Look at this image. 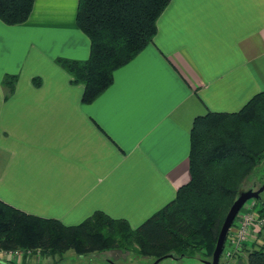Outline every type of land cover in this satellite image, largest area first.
<instances>
[{"label": "crops", "instance_id": "1", "mask_svg": "<svg viewBox=\"0 0 264 264\" xmlns=\"http://www.w3.org/2000/svg\"><path fill=\"white\" fill-rule=\"evenodd\" d=\"M77 4L34 0L25 22L0 20V200L66 226L99 210L135 228L189 181L194 118L264 91V0H170L91 103L55 62L89 55ZM4 74L17 76L9 97ZM248 248L229 264H247Z\"/></svg>", "mask_w": 264, "mask_h": 264}, {"label": "trees", "instance_id": "2", "mask_svg": "<svg viewBox=\"0 0 264 264\" xmlns=\"http://www.w3.org/2000/svg\"><path fill=\"white\" fill-rule=\"evenodd\" d=\"M169 1L78 0L75 22L90 41L89 55L84 60L57 57L55 62L71 75L73 83L83 85L82 103L94 101L111 85L114 71L152 41L156 21ZM33 3L0 0V20L7 25L25 22ZM16 80L15 74L3 75L5 97L14 91ZM33 82L40 83L38 78ZM263 160L261 91L236 112L209 111L194 118L189 181L137 227L99 210L77 225L66 226L0 200V250L31 249L42 258L52 259L67 250L89 254L123 248L153 260L165 254L179 257L199 251L209 260L229 207L243 190L246 178ZM256 202L264 213V201ZM246 253L247 264H264V245L249 247Z\"/></svg>", "mask_w": 264, "mask_h": 264}, {"label": "built area", "instance_id": "3", "mask_svg": "<svg viewBox=\"0 0 264 264\" xmlns=\"http://www.w3.org/2000/svg\"><path fill=\"white\" fill-rule=\"evenodd\" d=\"M257 200L246 201L236 215V223L229 229L218 264L229 261L245 247L264 245V213L258 209ZM35 252L31 249H2L0 256L4 261L22 264L33 260ZM36 253H39L36 251ZM36 262L39 257L37 256Z\"/></svg>", "mask_w": 264, "mask_h": 264}, {"label": "rangeland", "instance_id": "4", "mask_svg": "<svg viewBox=\"0 0 264 264\" xmlns=\"http://www.w3.org/2000/svg\"><path fill=\"white\" fill-rule=\"evenodd\" d=\"M264 180V164L260 163L255 167L253 172L246 178L244 185L250 182H263ZM261 185V184H260ZM258 185L257 187H259ZM256 187V188H257ZM261 199L264 200V190L260 193ZM252 199L248 200L251 201ZM236 223V221H235ZM35 252V251H34ZM39 260L37 264H151L154 260L151 257H143L136 252L128 249H115L102 252H93L89 254H76L73 250H67L64 254L56 255L54 258H42L40 253L33 254L34 259ZM0 259L3 260L0 256ZM55 259V260H54ZM201 252L196 251L190 256H173L160 260L157 264H205ZM28 263V262H27ZM244 264V260L242 261Z\"/></svg>", "mask_w": 264, "mask_h": 264}, {"label": "water", "instance_id": "5", "mask_svg": "<svg viewBox=\"0 0 264 264\" xmlns=\"http://www.w3.org/2000/svg\"><path fill=\"white\" fill-rule=\"evenodd\" d=\"M263 190H264V181L261 183L259 187L255 189L253 188L243 189L238 193L237 197L234 199L233 203L229 207L224 217V220L221 224L218 237L216 240V244L212 252V256L209 260H204L205 264H218L219 257L222 252L227 233L231 228L233 221L236 218V215L238 214L240 208L243 206V204L246 201L250 199H255L259 202L262 201L260 193ZM166 257H173V254H165L163 256H160L156 258L151 264H157L160 260Z\"/></svg>", "mask_w": 264, "mask_h": 264}]
</instances>
